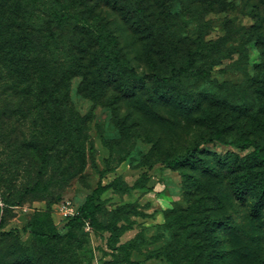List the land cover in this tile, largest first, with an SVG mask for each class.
<instances>
[{
    "label": "rangeland",
    "instance_id": "374dc122",
    "mask_svg": "<svg viewBox=\"0 0 264 264\" xmlns=\"http://www.w3.org/2000/svg\"><path fill=\"white\" fill-rule=\"evenodd\" d=\"M14 1L56 30L31 76L0 56V264H264V0ZM64 199L138 236L66 227Z\"/></svg>",
    "mask_w": 264,
    "mask_h": 264
},
{
    "label": "trees",
    "instance_id": "16d2710c",
    "mask_svg": "<svg viewBox=\"0 0 264 264\" xmlns=\"http://www.w3.org/2000/svg\"><path fill=\"white\" fill-rule=\"evenodd\" d=\"M16 4L17 1L14 0H0V56H3V58L6 57L8 61H11L13 63V71L15 74L25 73L26 75L28 74V76H31L36 72V67H39L38 64L40 63V58L44 56L45 60L47 57L45 53L40 52L38 48L39 44L35 37L39 38L41 35H52L54 34L53 30L56 29H53V27L51 28V25H49L48 27H43L33 24L32 22H27L29 24L27 25L24 19V15H21L20 17L15 11L13 12L14 15H12V13L8 14L9 8H13L14 10H16ZM52 19L56 21V23L61 24L62 27L65 24L80 22L82 21L83 17L78 12H70L62 10L60 8H54L52 12ZM1 23L4 27L7 23H10L13 28L12 32L2 30ZM94 29L95 28L93 27L88 28V31L97 32V29ZM93 37L94 40L92 41V44H94L95 46H97V43H99V41L104 38L102 37V34H96ZM70 49L71 51H69L70 53L68 56L74 57V61L77 63L78 66H81L83 63H85L84 59L86 58V55L89 51L88 47L76 44ZM102 51L105 52V56H108L109 59H111L112 61H123L121 57L116 55L113 50H110L105 45H103ZM97 52H100V50L98 49ZM49 58L50 57H48V59ZM193 64L194 60L190 59L188 62V66L192 67ZM101 67L107 68L108 65ZM88 71L90 72V70ZM248 140H250V138ZM253 142L256 144V149L260 150L261 145L259 144V142L257 140H253ZM190 152H192V150ZM120 179L121 177L118 176L109 183L100 185L95 190V193L98 194L102 190H107L115 186L117 181H119ZM97 207L98 205L94 203V201H92L91 199H87L83 204L79 206L78 213L68 218L66 227H73L75 224H82L84 226L85 221L89 219L94 226L95 232L99 231L100 229L109 231L111 238L114 236L118 237L117 243L120 242V246L128 244L138 236L136 235L132 239H129L125 242H121V236L128 229L133 228V226L123 227L122 224L116 223L102 225L96 217ZM47 220L48 221H46V218L40 214L35 215L26 225V228L30 230L31 233H33L35 236L40 238H60L62 234L58 233L55 229L51 228L50 221L52 220L50 215L47 216Z\"/></svg>",
    "mask_w": 264,
    "mask_h": 264
},
{
    "label": "built area",
    "instance_id": "2783aa9c",
    "mask_svg": "<svg viewBox=\"0 0 264 264\" xmlns=\"http://www.w3.org/2000/svg\"><path fill=\"white\" fill-rule=\"evenodd\" d=\"M60 211L64 214L65 218H70L78 213V208L71 199H64L59 205ZM84 227L87 231L95 233L92 222L87 219L84 223Z\"/></svg>",
    "mask_w": 264,
    "mask_h": 264
},
{
    "label": "crops",
    "instance_id": "0c3cea01",
    "mask_svg": "<svg viewBox=\"0 0 264 264\" xmlns=\"http://www.w3.org/2000/svg\"><path fill=\"white\" fill-rule=\"evenodd\" d=\"M133 231H134L133 228L128 229V230H127V231L121 236V238H122L124 235H126V234H128V233H130V232H133ZM136 234H137V233H136ZM136 234H135V235H134V234L130 235V237H129L128 239H126V240L132 239L133 237L136 236ZM121 242H125V241H121Z\"/></svg>",
    "mask_w": 264,
    "mask_h": 264
}]
</instances>
